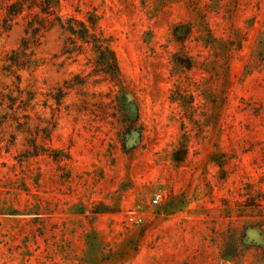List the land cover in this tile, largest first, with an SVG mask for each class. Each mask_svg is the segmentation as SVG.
Instances as JSON below:
<instances>
[{
    "label": "rangeland",
    "instance_id": "374dc122",
    "mask_svg": "<svg viewBox=\"0 0 264 264\" xmlns=\"http://www.w3.org/2000/svg\"><path fill=\"white\" fill-rule=\"evenodd\" d=\"M13 1L0 264H264V0H59L117 77L57 26L21 54Z\"/></svg>",
    "mask_w": 264,
    "mask_h": 264
},
{
    "label": "trees",
    "instance_id": "16d2710c",
    "mask_svg": "<svg viewBox=\"0 0 264 264\" xmlns=\"http://www.w3.org/2000/svg\"><path fill=\"white\" fill-rule=\"evenodd\" d=\"M58 3L59 0H14L5 8L6 18L12 19L23 16V19H26V25L23 30L25 37L20 40L18 46L21 54H23V51L30 49L31 46L37 45L39 39L47 30L53 26H57L81 42L93 43V47L98 54L97 64L101 69L105 70L106 73H111L113 77H117L118 67L114 56L109 51L108 47L103 45L102 40L93 33L96 29L97 18L93 15L88 16V26L73 18H69L67 24H64L61 17L56 12ZM33 9H37L38 12L33 14L31 12ZM24 13L26 14L24 15ZM90 31H92V33H90ZM16 55V52H12L11 56ZM17 80L19 81L18 77ZM9 101L10 104L8 105V109L13 110L15 104L13 101ZM30 101L31 98H28L27 102L29 103ZM56 101L58 102L59 100ZM18 108L17 106L16 109ZM23 109L25 110L26 107ZM23 117L28 119V115H24Z\"/></svg>",
    "mask_w": 264,
    "mask_h": 264
},
{
    "label": "built area",
    "instance_id": "2783aa9c",
    "mask_svg": "<svg viewBox=\"0 0 264 264\" xmlns=\"http://www.w3.org/2000/svg\"><path fill=\"white\" fill-rule=\"evenodd\" d=\"M153 203H157V198H155L154 200H153ZM133 220V218H129V221H132ZM137 221H139V220H135V222H137Z\"/></svg>",
    "mask_w": 264,
    "mask_h": 264
}]
</instances>
